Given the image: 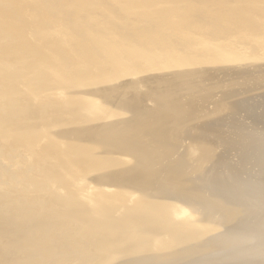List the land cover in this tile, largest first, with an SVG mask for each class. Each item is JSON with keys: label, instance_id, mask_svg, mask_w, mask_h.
Instances as JSON below:
<instances>
[{"label": "bare ground", "instance_id": "6f19581e", "mask_svg": "<svg viewBox=\"0 0 264 264\" xmlns=\"http://www.w3.org/2000/svg\"><path fill=\"white\" fill-rule=\"evenodd\" d=\"M99 1L0 0V264H97L102 258L95 261L96 255L118 240L125 241L121 250L110 249L109 258L104 248L108 260L102 264H264V121L256 125L252 105L253 123L246 129L237 124L244 103L237 100L241 88L229 82V74L209 85L200 80L203 63H264V0H108L130 14V23V16L125 22L120 17L127 13L120 15L110 5L104 7L122 20L98 16V6L107 5ZM159 25L187 34L179 47L183 52L178 48L179 56L175 50V58L169 53L161 62V52L158 57L155 52L158 60L148 73L135 67L137 77L128 75L139 56L133 41L158 36ZM152 27L159 33L149 36ZM162 35L161 41L174 34ZM237 40L247 42L244 51ZM171 43L164 47L177 44ZM141 63L137 66L143 68ZM248 75L243 74L244 82ZM257 80L264 81V75ZM135 82L141 90L134 89ZM53 86H60V93L48 99L70 117L53 122L47 136L40 131L45 137L35 145L26 129L38 122L37 115L18 97ZM213 91L221 104L236 101L229 100L220 112L225 102L214 104ZM194 94L201 102L212 100L214 107L201 110ZM182 98L190 107L180 104ZM189 171L200 172L197 183L207 194L184 189ZM48 180L72 194V208H63L62 194H47ZM108 196L117 214L104 218L109 209L99 213L101 199Z\"/></svg>", "mask_w": 264, "mask_h": 264}, {"label": "rangeland", "instance_id": "374dc122", "mask_svg": "<svg viewBox=\"0 0 264 264\" xmlns=\"http://www.w3.org/2000/svg\"><path fill=\"white\" fill-rule=\"evenodd\" d=\"M101 1V0H100ZM100 1L98 2L99 4H100ZM106 2L108 1V0H105ZM104 0L103 1H101V2H105ZM99 4H97V5H99ZM106 4V3H105ZM105 4H103L102 3V7L99 5L98 6V8H99V15L98 16H103V15H105L104 16V18L106 17V15L107 14H109V16L111 17V18H109V16H107L106 18H109L108 20H111L112 18H114L115 16L117 17V13H119V12H117V11H120V15L122 14V13H124V14H126L127 12H126V10L124 11V9H121L120 8V10H118L119 9V7L117 6V5H115V7L117 8H113V6H114V4L112 5V4H109L108 2H107V5H105ZM108 5H110L111 6V8H113V9H115L116 11L115 12H117L116 13V15H115V13H114V10H107L106 8H109L108 7ZM104 6H106V8L104 7ZM104 7V8H103ZM102 8V10L100 11V9ZM110 8V9H111ZM103 9H106V10H103ZM74 10V9H73ZM96 10V12L94 11V14H98L97 12H98V9L96 8L95 9ZM104 11L106 12V13H104ZM108 11H109V13H108ZM73 12V11H72ZM101 12H103V13H101ZM110 12H112V14H114V15H112ZM102 14V15H101ZM111 14V15H110ZM119 15V14H118ZM97 16V15H96ZM114 16V17H113ZM125 16H130V14L129 13H127L126 15H121L120 17L122 18V17H124V18H119V16L116 18V21H119V20H117V19H120V20H122L123 22H125V20L127 19V17L125 18ZM104 18H102V19H104ZM114 18V19H115ZM113 19V20H114ZM125 19V20H124ZM131 16H130V18H128L127 20L129 21H126V22H128V23H130L131 21H133V19H131ZM79 21V20H78ZM78 21H76V23L78 22ZM115 21V20H114ZM122 21H120V22H122ZM171 24H173V25H175L176 23H171ZM171 24H169V26L171 25ZM160 26V25H159ZM159 26L157 27V28H159ZM167 26L168 25H163V28L164 27H166L167 28ZM153 28L152 27V29H151V31L149 30V36H151L152 34L151 33H153V34H156V32L157 33H159V31H157V30H160V32H161V34L159 33V37L158 36H156V39L157 38H159V39H155L154 37V35H153V38H152V36L151 37H147V40H149L150 41V39H151V41L149 42L148 41V44L150 45L151 43V45H150V47L151 46H153L152 48V50H151V48L149 47V45L148 44H145L146 42H147V40L145 41H139V42H141V44L142 45H139L138 43L139 42H137V41H133V49H134V47L136 48V49H134L135 50V53H136V51H138L136 54H135V57H136V55L138 54L141 58H143V59H141L138 55V57H136V59H137V65L139 64L140 65V63H141V65L143 66L144 65V67H145V69H144V67L142 68L141 66H134V67H132V68H128V70L130 71H128L129 73H127L128 75L130 74V76L131 75H133V74H135V76L137 77V73H135L136 71H138L139 70V68H140V71L141 72H143V73H146V71H147V68H151L152 67V65H153V63L154 64H156V60H158V59H160V58H164L166 55L168 56V54L169 53H171V54H169V56L170 55H172V56H170V57H168V58H171V57H173V58H175V57H177V56H179V53H181V52H183L182 50H181V48H179V47H181L180 46V44H181V40L183 41L184 39H186V40H188V36H187V34L186 33H184V32H182V31H178L177 30V28L176 27H174L175 28V30H174V28H173V30H172V28L171 27H168L167 29L169 30V28H171V31H173L172 33L170 32V30L168 31V30H166V29H162V27L160 26V28L159 29H157V28ZM154 29V30H153ZM157 29V30H156ZM162 30H164L165 31V33H166V35H167V37H169V36H172L173 34L175 35V37H174V35L172 36V40L173 39H175L176 38V40L178 41H176V40H174L175 41V43H179L178 44V47L176 46L177 44H175L174 43V41L172 42V40H171V37L168 39H163L164 40V42H163V40L161 41V38H163L162 36H165V35H162V34H164V31L162 32ZM153 31H155V32H153ZM167 32H169V33H171V34H169V33H167ZM178 34H177V33ZM179 35V38H177L178 36L177 35ZM181 34V35H180ZM185 35V36H184ZM160 36H161V38H160ZM177 36V37H176ZM180 36H181V39H180ZM174 37V38H173ZM166 38V37H165ZM243 39V37L241 36V37H239L238 38V40H240V39ZM155 39V40H154ZM241 39V40H242ZM245 39V38H244ZM132 40V39H131ZM154 40V41H153ZM170 40V41H169ZM186 40H184V41H186ZM237 40V45L238 44H240L241 46H239L238 45V47H239V49H241L242 47H243V49H241V50H243L244 51V49H245V45H247V40L245 41V40H243V41H240V43H239V41ZM0 41H2L1 40V38H0ZM155 41H157V44H158V42H160L159 43V45L161 44V42H163V44H161L162 46H159V45H157L156 43H154ZM165 41H167V42H165ZM169 41V42H168ZM172 42V43H171ZM245 44H244V43ZM144 43V44H143ZM156 44V45H154V44ZM167 44V46H168V44H170L171 43V45H173V44H175V45H173L172 47L170 46V47H167V48H165L166 46L164 45V44ZM136 45H137V47H136ZM138 45H139V47H138ZM144 45H145V47H146V45H148V47L147 48H145L144 47ZM244 45V46H243ZM157 46V47H156ZM165 46V47H164ZM177 47V48H175V47ZM143 47H144V50L145 51H143V50H141V49H143ZM161 48V50L162 51H164L165 53H162V51L161 50H159L160 48ZM174 47V48H173ZM241 47V48H240ZM139 50H138V49ZM149 48V49H148ZM154 48H156V49H154ZM171 48H173L172 50H170V52H169V49H171ZM179 48V50H180V52L177 54V52H178V49ZM148 49V50H147ZM158 49V50H157ZM163 49H168L167 51L166 50H163ZM153 51L152 52V55H151V51ZM155 50H157V51H155ZM175 50H177L176 51V53L174 54L173 53V51H175ZM149 53H148V52ZM158 51H160L161 53H160V56L158 55L159 53H157ZM145 52H147V54L145 53ZM155 52L157 53V57L159 56V58L158 59H155L154 57H156V54H155ZM168 52V53H167ZM174 54V56H173V54ZM227 51L226 50H224L223 51V54L224 55H227ZM153 54H155V55H153ZM162 54H164V55H162ZM146 55V56H145ZM150 55V57H148ZM177 55V56H176ZM163 56V57H162ZM167 56L165 57V58H167ZM151 57H153L155 60H153V58H151ZM156 57V58H157ZM148 58H149V60H148ZM167 58V59H168ZM144 59H146L145 61H144ZM162 59H160V60H158V61H163ZM150 60H152V62L150 61ZM158 61H157V63H158ZM258 61H261V60H257V62ZM139 62V63H138ZM147 62V63H146ZM149 62V63H148ZM159 62V63H160ZM256 62V61H255ZM257 62L255 63V64H252V65H249L248 63H246L245 61H234V62H229V63H220L221 65H223V67H214L215 65H206L205 63H203L202 65L203 66H205V69L203 70V74H205V76L204 77H202V78H200V80L201 81H203V82H205V83H207L208 85H209V82L212 80V79H214V78H217V80L218 81H221L227 74H229V77H228V79H229V82H231V80H235L236 81V86H238L239 88H241V89H239L241 92H240V96L238 95V97H237V100H239V101H241L242 103H244L243 105L245 106V108H243L244 106H242L241 108H242V110L244 109H247L246 107L248 106V109L245 111V112H248V113H246L245 114V112H244V110H243V112L240 110V111H238V113H239V115H237V124L240 126V127H242V128H244V129H246L247 128V126H249V124L252 122L253 123V118H254V116L256 115V113H257V116H255L256 118H257V120L255 119L254 121H264L263 119H264V98H263V96H264V81H261V82H257V81H259V80H257V79H259L261 76L263 77V73H264V68H263V66H264V63L263 64H261L263 61H261V65L260 64H257ZM146 63V64H145ZM152 63V64H151ZM259 63V62H258ZM148 64H150V66L148 65ZM208 64H210V63H208ZM257 64V65H256ZM145 65H148L147 67L145 66ZM201 65V66H202ZM253 65H256V66H259V68H262V69H259L258 67H256V66H254V67H256V68H254V67H252V68H254V69H252L251 68V66H253ZM263 65V66H262ZM135 67L138 69V70H136L135 69ZM139 67V68H138ZM232 67H234V68H237V70L238 71H235ZM144 69V70H142V69ZM216 68H219L221 71H215V69ZM230 68V69H229ZM251 68V69H250ZM259 70H258V69ZM229 69V71H227ZM151 70V69H150ZM258 70V71H257ZM133 71V72H132ZM139 71V72H140ZM240 71V72H239ZM149 71H147V73H148ZM210 72V73H209ZM258 72V73H257ZM261 74H260V73ZM255 73H257V74H255ZM243 74L244 75H247V74H249L248 76H246L247 77V79H248V82H244L243 81V79H242V77H243ZM254 74L255 75H259V76H257V77H259V78H257L256 76H255V78L256 79H254ZM250 76H252V77H250ZM251 79V81H250V79ZM254 79V80H253ZM253 80V81H252ZM257 80V81H256ZM225 81V80H224ZM225 82H227V80L225 81ZM228 82V83H229ZM226 84V83H225ZM228 85H230V84H227V85H224L223 86V89L224 90H226L227 88H228ZM261 85H263L262 86V90L259 88ZM140 86V87H139ZM142 84L141 83H139V82H135V84H134V89H136V90H141L142 89ZM57 87V86H56ZM55 86H53V87H38V88H34L33 90L31 89V90H27V91H23V92H21L20 94H19V97L18 98H20V101L26 106V107H28L29 109H31V110H34L35 111V113H36V115H37V121L38 122H36V123H32V124H30L28 127H27V129H26V136L29 138V139H35L36 141H34L33 143L35 144V145H37V144H39V141H41L42 139H40L42 136H44L45 137V135L43 134L42 135V133H47L46 134V136L48 135V133L50 132V130H49V128L50 127H52L53 128V126H54V123L55 124H57V123H59V121H62V119H63V121L65 120V119H67V117L69 118L70 117V113H69V111H64V113H63V110H60L59 108H58V106L56 105V104H52L51 103V98L52 97H54V96H56V95H58L59 93H60V90H61V87L60 86H58L57 88H56ZM54 90H53V89ZM55 88L58 90V88H60V90H58L57 92H56V90H55ZM139 88V89H138ZM230 88V87H229ZM257 88H259V89H257ZM46 89V90H45ZM50 89H52V90H50ZM243 89V90H242ZM247 90V91H245V90ZM253 89H256V90H253ZM25 90V89H24ZM45 90V91H44ZM248 90H250V92H252L253 93V91H254V93L252 94V93H249L248 92ZM251 90H253V91H251ZM52 91V92H51ZM53 91H55L54 93H53ZM243 91H244V93H247V94H249V95H251V96H249V95H243L244 93H243ZM48 92H49V94H48ZM262 92V93H261ZM38 95H37V94ZM50 93H53V94H55V95H53L52 96V94H50ZM58 93V94H57ZM35 95V97H33L34 95ZM46 94H48V95H46ZM257 94V95H256ZM261 94L263 95V96H261ZM37 95V96H36ZM49 95H51V96H49ZM243 95V96H242ZM253 95H255V97L253 96ZM46 96V97H45ZM198 96H199V94H194V95H192V97H193V100L194 101H198L197 102V105H198V107L201 109V110H211L214 106L212 105V100H213V103L214 104H216V102L219 104H221V100H220V94H219V92L218 91H213V98L214 99H212L211 100V103L209 102V101H204V102H201V101H199V98H198ZM247 96H249V97H247ZM257 96H258V99H259V101H257V99H255V98H257ZM262 98H261V97ZM28 97V98H27ZM33 99H32V98ZM39 97H40V99H39ZM43 99H42V98ZM216 97V98H215ZM252 97H254L253 99L255 100V101H257V102H254V100H252ZM25 98V99H24ZM29 98H31V100L29 99ZM34 98L37 100H34ZM48 98H50V99H48ZM243 98H245V101H243L244 99ZM248 99V101L251 99V101H247V99ZM216 99V100H215ZM217 99H219V100H217ZM234 99V100H233ZM233 99L231 98V99H225V100H228V101H224V100H222V102L224 103V107H225V109L224 110H220V112L222 111V112H224L225 113V111H226V105H227V103L229 104V102L230 101H236L235 99H236V97L234 98L233 97ZM34 100V101H33ZM42 100V101H41ZM46 100V101H45ZM230 100V101H229ZM262 102H261V101ZM40 101V102H39ZM216 101V102H215ZM36 102H38V103H36ZM44 102V103H43ZM47 102H48V104H47ZM64 102V101H63ZM66 102V101H65ZM64 102V103H65ZM240 102V103H241ZM245 102H246V104H245ZM254 102V104H251V103H253ZM64 103H60L61 104V107L62 106H64L63 104ZM222 103V104H223ZM247 103H249L248 105H247ZM261 103H263V104H261ZM47 104V105H46ZM59 104V105H60ZM66 104H67V102H66ZM180 104L183 106V107H186V104H188V106L190 107V103L187 101V99H185V98H182V100H180ZM221 104V105H222ZM255 104L256 105H258V107H256L255 106ZM43 105V106H42ZM249 105H251L250 107H249ZM252 105H254L253 106V108L255 109H253L252 108ZM34 106H36V107H34ZM263 106V107H262ZM31 107V108H30ZM42 107H44V111H42L43 110V108ZM222 107V106H221ZM223 107V108H224ZM33 108V109H32ZM38 108V109H37ZM46 109H48V110H46ZM99 109H101V110H99V112H101L100 114H104L105 112V110H104V106L102 105V107L100 106L99 107ZM222 109V108H221ZM40 110V111H39ZM253 112H255V113H251L252 111ZM36 111H38L40 114H38ZM257 111V112H256ZM250 112V113H249ZM263 112V113H262ZM54 113V114H53ZM259 113V114H258ZM66 114V115H65ZM149 114H151V112H149ZM219 114V115H218ZM217 115H215V116H220L221 115V113H218ZM245 114V115H244ZM249 114H252L253 115V118H252V115H249ZM260 114L263 116L262 118L260 117ZM43 117V119H42V117ZM45 116V117H44ZM249 116V117H248ZM58 117V118H57ZM52 118V119H51ZM57 118V119H56ZM240 118V119H239ZM258 118L260 119V120H258ZM18 119H19V117H18ZM49 119V120H48ZM44 121V122H42V121ZM46 120V121H45ZM49 121V122H48ZM248 121V122H247ZM54 122V123H53ZM95 122H97V121H95ZM256 122V125L258 124V127H261V124H262V122H258L257 123ZM41 123H42V125H41ZM47 123V124H46ZM92 123H94V121L92 122ZM117 125H119V126H117L118 128L120 127L121 128V123L120 122H117L116 123ZM45 125V126H44ZM50 125V126H49ZM52 125V126H51ZM75 124H73V126H74ZM78 125H80V123H77V125H75V126H77L78 127ZM45 127V129H43V128ZM63 128L65 127V128H67L68 127V125H66V126H62ZM41 128H42V130H41ZM38 130V131H37ZM40 131H43L42 133L40 132ZM183 132H184V130H183ZM30 133V134H29ZM40 133V134H39ZM27 134H29V135H27ZM39 134V135H38ZM34 135V136H33ZM35 137V138H34ZM180 137H182V134L180 135ZM43 138V137H42ZM38 140V141H37ZM38 142V143H37ZM187 141H185L184 142V144L186 143ZM202 143H204V144H208L209 146H211V147H214V145H212V144H210V143H206V141L204 142H202ZM14 150V154L13 155H18V154H16V153H19V150H17V149H13ZM220 150V148H212V153H213V155H214V157L220 152L219 151ZM216 151V152H215ZM21 152V151H20ZM48 157H47V159L48 160H50V161H52L53 159H54V156L52 155V154H48L47 155ZM52 159V160H51ZM208 164V163H207ZM39 167H36L35 168V170H37ZM34 173H38V172H40L39 171V169H38V172L37 171H33ZM198 172V173H197ZM42 172H40V173H38V174H41ZM188 175L187 176H185V177H183L184 178V185H183V187H184V189H191V187H193L194 189L196 188L197 190H198V193H199V195L201 194V195H205V193L207 194V192L205 191L206 189L201 185V183H197L198 182V176L200 175V172L199 171H194V172H191V171H189L188 173H187ZM48 176H50V175H48ZM48 176H46V177H48ZM17 178H18V176H16ZM43 177L44 176H42V177H40V179L38 180V181H42V179H43ZM88 178H90V175L87 177V179ZM50 180V179H49ZM49 180H48V183H49V185H50V188H49V191L47 192V194H51V195H53V196H56V197H58V194H62V197H63V199H61V195H59V200H61V202L60 203H62V205H63V208L64 207H66V206H68V207H66L65 209H68L69 207L70 208H72V206H74L75 205V201L73 202V199L71 198V195L72 194H70V195H66V193H68L69 194V192H67L66 190H64L63 188H61V187H59L58 186V184L54 181V180H52V181H50L49 182ZM196 181V182H195ZM55 182V183H54ZM195 183H197V185L195 186ZM72 187H73V185H72ZM75 187H78V186H76L75 185ZM62 189V190H61ZM58 190V191H57ZM201 190H202V192H201ZM61 192H65L64 194L66 195H64L63 193H61ZM56 194V195H55ZM70 196V197H69ZM67 197H69L68 198V200H66V202L65 201H62V200H65V199H67ZM211 197H213V199H218V201H220L221 203L224 201L221 197H219V196H211ZM106 198V197H105ZM105 198L104 199H101V200H103L102 202H104V209L103 208H101V209H103L102 211H101V209L99 210V211H101V212H99L100 214H104L103 213V211L106 209V211L108 210V211H110V210H112V211H110V213L108 212V214H107V212H106V214H104V218H106L107 216H111V215H113V214H111V212L112 213H115V214H117V211H114L115 209H116V202H115V200H110L109 199V196H108V198L105 200ZM71 199H72V201H71ZM70 200V201H69ZM100 200V201H101ZM68 201V202H67ZM107 202V204H106V202ZM114 201V202H113ZM65 202V203H64ZM69 202H71V203H69ZM110 202V204L108 205V203ZM67 203V204H66ZM72 204V205H70L69 206V204ZM113 203V204H112ZM114 204H115V207H114ZM106 205H108V206H106ZM228 206H230V204H227ZM233 206V207H232ZM105 207H108V208H105ZM237 208L238 210H239V208H241V206H238V205H233V204H231V206L229 207V209L230 208ZM239 207V208H238ZM69 208V209H70ZM112 208V209H111ZM105 212V211H104ZM231 212V211H230ZM98 213V214H99ZM102 215H100L101 217H102ZM106 216V217H105ZM113 216H115V215H113ZM113 216H111V217H113ZM111 217H107V218H111ZM124 242L125 241H123L122 240V242H120L119 240L117 241V242H111L110 243V245H106V247H104L105 249H107V246H108V249L107 250H109V258H110V255H111V252L112 253H114L113 251H115V252H119V250H121V247H122V244H124ZM114 243V244H113ZM119 243H121V244H119ZM120 246H119V245ZM113 246V248H112V246ZM111 247V248H110ZM119 247V248H118ZM103 248V249H104ZM102 249V252L101 253H99L98 255H96V260L95 261H98V259L101 257L102 259H100L101 260V262H100V260H99V262H100V264H102V263H104L103 261L105 260V263L107 262V254H105L106 252L105 251H107V250H103ZM113 250V251H111V250ZM117 249H119V250H117ZM105 252V253H104ZM101 254V255H100ZM105 254V255H104ZM103 255V256H102ZM99 256V257H98ZM107 258H106V257ZM105 257V258H104ZM142 258H143V256H142ZM104 259V260H103ZM99 262L97 263V264H99Z\"/></svg>", "mask_w": 264, "mask_h": 264}]
</instances>
